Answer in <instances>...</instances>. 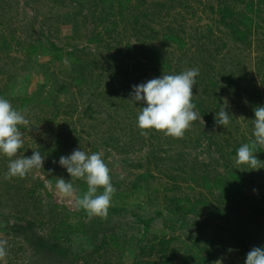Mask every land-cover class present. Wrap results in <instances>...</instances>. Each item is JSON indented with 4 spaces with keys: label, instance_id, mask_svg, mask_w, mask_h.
Listing matches in <instances>:
<instances>
[{
    "label": "rangeland",
    "instance_id": "1",
    "mask_svg": "<svg viewBox=\"0 0 264 264\" xmlns=\"http://www.w3.org/2000/svg\"><path fill=\"white\" fill-rule=\"evenodd\" d=\"M136 1L137 0H133L132 4H134V6L124 12L123 17L116 15L112 18V21L113 19H116L118 24L111 27L113 28L112 31L110 29V31L106 32L102 25L96 24V22L91 19L86 20V23L80 21L73 26H71V24L68 25L65 22V18H67V15L70 14V12L77 10V6L74 5L75 1L73 0H3V3H0V19L2 20V24L0 22V34H6L13 43V48L10 51L11 56L22 59L23 49L21 43L28 42L31 39L38 37L41 28H43L53 40L57 41L66 49L75 51L76 55L83 57L84 59H89L96 66L98 65L97 68L99 67V69L102 66L111 65L110 62H106L105 57L113 55L114 52L117 53V48H121L124 51L129 49L132 52L130 53L131 56H126V63H129V73L131 74L132 79L139 85L141 83H146L147 79L151 80L156 78V76L153 70L146 74L145 71L140 68L141 64L137 63L132 56L137 54L139 58H143L140 51H137L138 53H136L131 47L127 48L128 41H130V43L138 41L133 35L134 28L137 29V27L142 28L141 26L149 25L153 29H162L163 24L167 25L169 21L173 19L174 25L182 24L186 27V31L189 35L190 33H192L191 35H194L195 30H197L198 27H201V24H212L215 27L217 26L216 20L219 18L218 8L221 7V2L224 1L231 7H235L237 10L244 9V4L239 0H173L172 5L174 6H166L161 9V12H164L165 14L160 13V17L158 15L153 17L151 15L153 10V4L151 2L154 0H147V2L141 6L135 7V5H137ZM156 1L166 2V0H155V2ZM253 1L255 4H259V0ZM63 2L65 4H63ZM260 5H262L263 10H260L259 14L256 13L254 22L256 25L259 24V27H256L255 33L252 35L253 45L247 46L238 43L240 50H235L237 46L236 43L230 40L226 32L223 31L222 25L220 26L222 28H220L221 31L214 30L216 35L224 38V40H228V49H224L221 54H225L227 57H234L241 62L242 66H240V68L242 70L239 75L242 79L239 80V83L244 89L250 88L249 83L251 79L261 82V79L264 77L261 74H258L257 68V63L260 61L259 57L264 56V49L262 48L263 43L261 42V40L264 39V3ZM83 11L87 13L85 8ZM141 11H147L148 16L144 17L141 14ZM248 14L252 16L255 15L253 13ZM135 15L137 17L139 15L137 22L134 21ZM108 24H110V22H108ZM95 26L97 32L100 31L103 33L101 37L103 40L95 42L89 40L88 36L91 35L90 31ZM144 32L146 33L147 30ZM10 33L14 34V36H12L13 38L10 36ZM139 36L140 38H143L144 35ZM118 40H121L122 43L118 42ZM153 44L156 46L158 45L157 47H159V51L162 54L161 56H165L164 59H166L169 64L171 63L173 65L170 68L164 66L162 68L164 74H180L183 71L192 68L189 65H180V63H178V59L182 56L183 50L178 49L175 43H164L163 40L158 39L154 40ZM82 47H84V50H82L83 52L79 50ZM109 47H112L113 51H111ZM4 55L6 54L4 53L2 56L3 58L0 60V89H2L7 83L9 78L8 75L11 76L14 73L16 78H13V81L16 85H14L12 89L16 94L19 93L20 96L24 92L22 90L23 85H26L25 81L20 78L24 73L21 70L15 71L6 69L10 68V66L6 63L8 56L5 57ZM109 59L111 60L112 58ZM230 65H235V63L231 62ZM176 68L179 69V72L176 71ZM52 71L55 75L61 77L64 75L60 70V65H53ZM29 77L30 84L27 89L28 93L36 89L39 82H44L45 80L44 76L42 77L40 74H30ZM48 79H50V77ZM196 87L197 82L196 85L193 86L192 100L197 99V96L200 95V92ZM260 87L264 90V85L262 83H260ZM251 88L244 91L242 88L239 89V98L242 99L243 97H246L248 95L247 92L251 90ZM199 89L201 90L200 87ZM85 93H87V91ZM69 94H71V101L68 102H71V106L68 107V110L72 113L70 112L66 115L64 112H61L55 117V111L51 107H44L43 109L36 107L32 109V106H30V108H27L28 112L26 118L30 120V127H32L31 130H28L22 125L19 126L23 133V147L19 150V154H23L25 157H30L33 151H37L38 146L42 141L45 142L48 139H54L56 135H53V130L56 131L58 125H60V127L65 129L66 139L63 138V141L67 143L69 147L66 149L68 155H70L73 150L79 148L88 155L99 152L102 154V159L110 169V176L112 178L111 182L116 191L112 197L111 206L108 209V216L106 219L100 217L84 218L83 214L77 211L78 207L75 203V197L63 198L58 194L55 188L57 178H63L66 182L71 181V176L65 168L63 170L53 168L49 173V171L46 172L43 170L45 168L44 161L43 169H34L29 172L25 178L21 179L23 182H30L32 175H34V177H39L43 180L46 185H50V187L47 186V189L53 194L52 198H47L46 192L43 189H40L37 192V196L35 195L33 198H29H37V207L36 209L30 208V214H35L39 220L42 219L40 220L44 225L42 231H47L53 222L60 221L62 214H65V216L68 217V221L71 223H76L84 219V223L90 228L89 231L98 233L96 234V238L91 242L84 240L86 235L82 234L73 237V242H67L65 245V248L67 249L66 252H78L79 257L72 258V260H64L67 262L66 264H84L86 261H90V264H129L132 261V257L125 256L121 261L119 260L116 251L113 252V250H110L105 255L102 249H94V246L101 243L104 234L120 233L121 229L126 235H131L132 233H138L141 235L144 227L142 222H140V217H154L159 210H161L163 214L161 216H156L155 220L150 224V229L148 230L147 235L149 241L160 240L164 236L167 238L171 237L173 231L168 225H170L172 221L176 222L175 226L179 225L180 223L177 220L179 218L182 219L181 217L186 219L188 227L183 230L178 229L174 233V235L180 239L175 240L171 237V240H175L172 245L174 244L178 247L182 246L183 248H187L189 253H194L197 248L201 249L203 246L204 241L200 243L199 247L196 245L194 246L193 240L190 237L191 233L196 235L201 225H204L202 226L205 231L203 235V237H205L204 240L213 239V237H211L213 235L212 232H214V228L219 224L225 227L224 230L225 233H227V228L235 223L234 215L238 214L239 211H237V208L229 209L230 218L233 221L210 217L208 215L209 211L214 212L213 205H217V200L215 198H213L214 200L210 202V204L198 205L196 212L185 214L179 209L180 213L176 212L173 214L169 211L170 207L174 209H178L179 207L178 202H172L170 200L171 198L182 199L185 196H188L189 198H192V200H195L208 193V191L204 189L205 186H203L200 181H195L192 178L193 176H187L176 169L174 157L176 156L175 153L177 152V148L175 147V143H178V146L186 152L184 159L186 157L187 159L196 158V161L203 164V167H200L199 165L196 167V176L203 172V168L206 171L210 170L213 174V170L215 169L221 173L223 171L222 166L216 163L213 158V156L217 158L221 157L220 153L213 152L217 149V146L212 145L211 150H208V152L206 151L205 144H207V136H213L215 133L214 137L216 140L221 139L220 137L223 136L226 137L227 135L229 138H233L234 136L237 140L241 139L242 135L253 136L254 123L250 129L247 127L248 121L245 119L246 116H250L253 121L255 119L254 109L257 108V105H264V101H255L257 105L247 104L250 101H239L240 103L247 105L241 110V107L238 108V101H233L229 98L227 93H223L224 101L221 106H226L225 110L233 116L226 128L222 125H217L216 123L214 129L210 128L207 124V120L200 115L198 109L195 107L194 111H196L203 120L198 119L191 122L190 127L185 131L183 138L179 139L154 130L153 132L157 134V138H154V141L151 140L153 145L150 143L151 141L148 140L149 135L147 137L141 135L142 130L138 127L137 123V114L139 115L142 107H145L146 104L143 103L140 107L132 101L130 102V105L135 104L133 105L134 107L132 111H134V114L136 113L135 121L132 122L136 125V127L133 128L134 138L132 139L135 142L131 149H120V147L118 148L115 146L116 142L113 140H110V143L103 142L99 138L100 135H97V132L98 130H102L109 134H114L115 136L118 135L122 138V129L127 128L128 123L133 119V117L129 118V116L133 113L130 115L125 114L120 117L121 121H124L122 125L123 127H120L117 123L120 119L115 118L110 120V116H107V109H104L102 119L98 114L94 113L96 115L95 118L98 117L96 122L95 119L91 120L85 117L83 109L86 108V106L82 105L84 101H82V94L79 92V89L74 87ZM88 95L90 94L85 95L86 98H88ZM89 98L94 100L96 97L91 94ZM236 98L239 99L238 97ZM62 99L63 95L59 96V100ZM97 99L100 100L99 98ZM8 100L15 108L19 104V101H13L11 98ZM102 101L105 102V100H101L100 104L97 105L99 109L102 108ZM141 102L142 101H140V103ZM18 110L23 112L24 109L20 108ZM111 112H113L112 108ZM123 112L124 111H121L120 114H123ZM65 122L68 123L67 128H65ZM98 122H101L102 124L99 123L97 127L96 124ZM108 124L114 126L107 127ZM230 130L233 132V136L229 134ZM58 131H60V129L56 132ZM204 131H206V133ZM119 133H121V136ZM222 143H224V141H222ZM94 147H98L97 151H93ZM225 150H227V147ZM15 158L16 157L8 158L0 153V193H5L7 191L8 185H5L6 183L17 185L14 180L11 181L9 179H4L5 173L8 171L10 159ZM144 173H148V176L146 177V174ZM121 176L123 177L122 179L120 178ZM173 176H178L179 180L172 181L171 177ZM263 177V171L258 173L257 170H254L252 176L253 180L249 181L252 183L246 187V190H248L249 193H254L253 190L256 189L257 191L254 194L264 192ZM72 183L74 187L79 190L77 195L82 197L84 193L80 190L84 189L86 181L84 179L72 178ZM174 185H180L181 189L173 191L172 187ZM255 186L257 188H254ZM102 192V188L100 191L98 190V194H101ZM20 198L25 200L22 192H20L13 201H20ZM2 199V201H5L4 203L7 204L6 201L8 197ZM26 203V206H30V202L26 201ZM112 207H124L127 211L123 213H115L110 211ZM15 209L14 204H10L5 211L7 214L11 213L12 215L17 213ZM258 217L259 216L257 215V218ZM173 218L174 220L171 221ZM263 218L264 217L260 216L256 221L257 227L261 228L260 230L257 227L255 228L252 226V228L257 230V237L261 236L260 239H258L259 242L261 239H264ZM207 219H209V223L206 222ZM226 236H228V234ZM223 239H225L224 236L218 238L216 241H212L213 244L208 246V250H202V257H208L212 264H220V262L221 264H240L235 258L233 248L231 249L230 246L227 247L230 245L229 240H227V243L224 241L222 242ZM0 240L7 241L5 248L8 253L4 260H0V264H7L12 259L15 264L61 263L56 257L52 259L54 256L48 254L40 255L32 250L29 244L21 236L12 234V231L7 226L5 227L4 224H0ZM100 253L103 256H100ZM48 256H51L52 258H48ZM149 257L150 256L146 259H150ZM154 260H156V264L161 263L159 256L154 258Z\"/></svg>",
    "mask_w": 264,
    "mask_h": 264
},
{
    "label": "trees",
    "instance_id": "2",
    "mask_svg": "<svg viewBox=\"0 0 264 264\" xmlns=\"http://www.w3.org/2000/svg\"><path fill=\"white\" fill-rule=\"evenodd\" d=\"M73 1H75L74 5L77 6V10L70 12L67 18H65V22L68 25L71 24V26H73L80 21L86 23V20L91 19L95 21L96 24L102 25L106 32L110 31V29L112 31L113 28L111 27L118 24L116 19L112 21L113 17L116 15L123 17L124 12L134 6V4H132L133 0ZM239 1L244 4V9L237 10L228 3L224 1L221 2V7L218 8L219 18L216 20V27L212 24H201V27L195 30L194 35H191L192 33L189 35L184 25H174V20L172 19L167 25L163 24L162 29H153L149 25L141 26L142 28H134L133 35L138 41L135 43H130V41L127 42V48L131 47L136 53H138L137 51L141 52L143 58H139L137 54L132 55L136 62L141 64L140 68L143 69L146 74L153 70L156 78L164 74L162 72L164 66L170 68L173 65L171 63L169 64L167 60L164 59L165 56H161L162 54L159 51V47H157L158 45L156 46L153 44L154 40L161 39L164 43H175L178 49L183 50L182 56L178 59V63H180V65H189L192 67L191 69H193V67L199 69L200 74L195 80L197 82L196 89L200 92V95L197 96V99H193L192 101L196 105L200 115L207 120V124L212 129H214L215 126L214 118L224 101L223 93H227L229 98L233 101H238L237 103L240 105H238V108L241 107V110L247 105L239 101H250L247 103L250 105H257L255 101H264V90L260 87V83L264 85V77L261 79V82L251 79L249 85L250 88H252L247 92L248 95L242 99L239 98V89L242 88L243 91L250 89H244L239 83V80L242 79L239 75L242 70L240 68L242 64L234 57H227L225 54H221L224 49H228V40H224V38L214 33V30H220V26L222 25L223 31L226 32L231 41L236 43L237 46L235 50H240L238 43L247 46L253 45L252 35L255 33L256 27H259V24L256 25L254 21L256 13L259 14L260 10H263L260 4L264 3V0H259L258 5L255 4L253 0ZM136 2L137 5H135V7L141 6L147 2V0H137ZM0 3H3V0H0ZM151 3L153 4L151 13L153 17L157 15L160 17V13L165 14L161 12V9L166 6H174L172 5L173 0H166V2H155L154 0ZM63 4L65 3L63 2ZM84 8L87 10V13L83 11ZM248 13H253L255 15L252 16ZM141 14L144 17L148 16L147 11H141ZM122 17L120 18L123 19ZM138 19L139 15L138 17L135 15L134 21L137 22ZM0 22L2 24L1 19ZM108 22H110V24H108ZM146 30L148 33L144 32ZM90 34L91 35L88 36L90 41L95 42L103 40L101 38L103 33L100 31L97 32L96 26L90 31ZM0 35V60L5 53L6 55L4 56H8L6 63L10 66V68L6 69L23 71L24 77L22 76L20 78L26 83V85L22 87L24 91L23 94L19 96V93L16 94L12 89V87L16 85L13 81L16 75L14 73L11 76L8 75L9 78L7 83L0 89L1 98H11L13 101H19L18 106L16 108L14 107L16 110L20 108H30V106H32V109L36 107L40 109L51 107L55 111L54 116L56 117L61 112H64L66 115L71 112L68 110V107L71 106V102H68L71 101V94L69 93L72 91V88L77 87L82 94V101H84L82 105L86 106V108L83 109L86 118L91 120L95 119L96 121L98 117L95 118V114H98L102 119L104 109L108 110L107 116H110V120L115 118L120 119L122 115H130L133 113L129 116V118L133 117V119L128 123L127 128L122 129V138L102 130H98L97 132V135H100L99 138L105 143H110V140H113L116 142L115 146L118 148L120 147V149H131L133 147L135 142L132 140L134 138L133 128L136 127V125H134L135 123H132L135 121L136 117V113L134 114V111H132L133 105L136 104L141 107L143 102L140 103V101H137L136 103L133 102L135 104L130 105V102H132L130 101L132 86L138 85L129 73V63H126V56H131L130 53L132 51L129 49L124 51L121 48H117V53L114 52L113 55L105 57L106 62H110L111 65L102 66L99 69V67L97 68L98 65L96 66L89 59H84L76 55L75 51L68 50L57 41L53 40L43 28H41L38 37L28 42L21 43L23 49L22 59L11 56L10 51L13 48V43L6 34L1 33ZM139 35L144 36L140 38ZM10 36L12 37L14 34L10 33ZM118 42L122 43L121 40H118ZM261 42L263 43L262 48L264 49V39H262ZM79 50H84V47ZM110 50L113 51V48L111 47ZM109 58L112 59L110 60ZM259 59L260 61L257 63L258 74L264 76V56H260ZM231 62H234L235 65H230ZM53 65H60V70L64 74L62 75L63 79L61 76L55 75L52 71ZM176 71L179 72V69L176 68ZM30 74H40L42 77L44 76L45 80L44 82H39L36 89L28 93L27 89L30 84ZM49 77L50 79H48ZM86 91L87 93H85ZM86 94H92L96 98L92 100V98H89L90 95L86 98ZM62 95L63 99L59 100V96ZM101 100H105V102L102 101V108L99 109L97 105L100 104ZM260 106L264 105H257V107ZM111 108L113 112H111ZM121 111H124L123 114H120ZM245 120L248 121L247 127L251 129L253 126L252 118L246 116ZM99 123L102 124L98 122L96 124L97 127ZM117 123L121 127L124 121L120 119ZM67 125L68 123L65 122V128H67ZM112 126L114 125L108 124L107 127ZM59 129L60 131L56 132ZM57 130H53V135H56L54 139H48L45 142L42 141L37 149V151L45 157V168L43 170L46 172L53 168L63 170L64 168L59 165V158L62 155L68 156L66 149L69 147L67 143L63 141V138L66 139L65 129L58 125ZM151 130H147L149 133L148 140L154 141V138H157V134L153 132L154 129ZM204 132L206 133V131ZM232 133L233 132L230 130L229 134L233 136ZM119 134L121 136V133ZM214 135L207 136L208 140L207 144H205V148L208 152V150H211L212 145L217 146V149L213 152L220 153L221 157L217 158L213 156V158L216 163L222 166L223 171L221 173L215 169L213 170V174L210 170L206 171L203 168V172L196 176V167L198 165L203 167V164L196 161V158L187 159L186 157L184 159L186 152L178 146V143H175V147L177 148V152L175 153L176 156L174 157L176 169L187 176H193L192 178L195 181H200L203 186H205L204 189L208 191V193L195 200H192V198L188 196L182 199L171 198L170 200L172 202H178L179 207L178 209L170 207L169 211L173 214L176 212L180 213L179 209L185 214L196 212L198 205L210 204V202L214 200L213 198H215L217 200V205H213L214 212L209 211L208 215L210 217L233 221L230 218L229 209L237 208V211H239L238 214L234 215L235 223L227 228V233H225V227L219 224L214 228V232H212L213 235L211 237H213V239L204 240L205 237H203V235L205 231L202 228L204 225H201L196 235L191 233L190 237L193 240L194 246L196 245L199 247L200 243L204 241L203 246L201 249L197 248L194 253H189L187 248H183L182 246L178 247L174 244L172 245L176 239H180L176 237L174 233L178 229L183 230L188 227L186 219L181 217L182 219L179 218L177 220L180 223L179 225L175 226L176 222L172 221L174 218L171 219L172 222L168 225L173 231L171 237L175 240H171V237L167 238L164 236L160 240L149 241L147 235L150 224L155 220L156 216H161L163 214V212L159 210L154 217H140V222H142L144 227L141 235L138 233L126 235L122 229L120 233L104 234L101 243L95 245L94 249H102L105 255L110 250H113V252L116 251L121 261L125 256L132 257V261L129 264H156L154 258L158 256L161 260L160 264H212L208 257H202V250H208V246L213 244L212 241H216L218 238L224 236L225 239H223L222 242L228 243L227 240H229L230 245L227 247L230 246L231 249L233 248L235 258L240 264H245L246 255L253 247H264V239H261L259 242L258 239H260L261 236L257 237V230L252 228V226L255 228L257 227L256 221L260 216L264 217V192L254 194L246 190V187L252 183L249 181L253 180L252 176L254 170H251L247 165L236 163L238 148L245 143H250L254 138L251 135H242L241 139L237 140L234 136L233 139L227 137V135L226 137L223 136L220 137L221 139L216 140ZM152 141L150 143L153 145ZM222 141H224V143H222ZM226 147L227 150H225ZM97 148L98 147H94L93 151H97ZM254 155H256L261 162H264V147L260 148ZM262 171L264 172V168L258 170V173ZM144 174H146V177L148 176V173ZM171 179L172 181L179 180L178 176H173ZM9 180H14L17 185L6 183L5 185H8L7 191L5 193H0V224H4L5 227L7 226L12 231V234L21 236L32 250L40 255L48 254L54 256L53 258L48 256V258L54 259L56 257L60 260V264H66L67 262L64 260H72V258L79 257L78 252H69L70 254L66 252L67 249L65 245L67 242H73V237L79 234L86 235L84 240L87 242H91L96 238V234L98 233L89 231L90 228L84 223V219L76 223H71L68 221V217H66L65 214H62L60 221L53 222L47 231H42L44 226L40 221L42 219L39 220L35 214H30V208L36 209L37 207V198H29H33L35 195L37 196V192L40 189L45 190L47 198H52L53 194L47 189L45 182L39 177H34V175H32L30 182H23L19 177H13V179ZM87 187L86 183L84 189L80 191L82 193L86 192ZM254 188L257 187L255 186ZM172 189L173 191H177L180 190L181 187L180 185H174ZM98 190L100 191L101 188ZM20 192H22L25 200L20 198V201H13ZM7 197L6 204L4 203L5 201H2V198L5 199ZM26 201L30 202V206H26ZM10 204H14V208H16L15 211L17 212L16 214L11 215V213H6L5 209H7ZM77 211L83 214L84 218L88 217L87 213L82 208L77 209ZM110 211L123 213L126 212L127 209L124 207H112ZM257 215L259 216L258 218ZM206 222L209 223V219H207ZM258 229L260 230L261 228ZM227 234L228 236H226ZM99 255L103 256L101 253ZM148 256H150V259H146ZM89 262L90 261H86L84 264H90ZM7 264L15 263L12 259Z\"/></svg>",
    "mask_w": 264,
    "mask_h": 264
},
{
    "label": "clouds",
    "instance_id": "3",
    "mask_svg": "<svg viewBox=\"0 0 264 264\" xmlns=\"http://www.w3.org/2000/svg\"><path fill=\"white\" fill-rule=\"evenodd\" d=\"M199 74V69L193 68L180 74H163L146 83L132 86L130 101L135 103L142 101L146 104L142 107L137 121L138 127L142 130L141 135L147 137L149 134L147 130L154 129L173 138H183L191 122L202 119L194 111L196 105L192 103L193 86L196 85L195 78ZM225 107L221 106L214 118L215 123L224 128L233 117ZM27 112V108L21 112L16 110L8 99L0 98V153L8 158L16 157L10 159L5 180L13 177L23 179L32 170L43 169L45 157L39 151H33L30 157L19 154L23 147V133L19 126L22 125L28 130L32 128L30 120L26 118ZM254 115V139L238 148L236 163L258 171L264 168V162L254 155L264 147V106L255 108ZM59 165L67 170L71 181L66 182L63 178H57L55 188L58 194L63 198L75 197L78 209L85 210L89 218L106 219L116 189L111 182L110 169L102 159V154L96 152L88 155L79 148L68 156H60ZM72 178L86 181L88 187L82 197L77 195L79 190L74 187ZM100 188L103 192L98 194ZM253 191L255 193L257 190ZM6 244V240H0V260H4L8 254ZM245 264H264V247H253L246 255Z\"/></svg>",
    "mask_w": 264,
    "mask_h": 264
}]
</instances>
